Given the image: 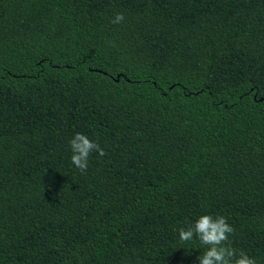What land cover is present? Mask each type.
Masks as SVG:
<instances>
[{
    "label": "trees",
    "instance_id": "obj_1",
    "mask_svg": "<svg viewBox=\"0 0 264 264\" xmlns=\"http://www.w3.org/2000/svg\"><path fill=\"white\" fill-rule=\"evenodd\" d=\"M204 214L264 264V0H0V264H199Z\"/></svg>",
    "mask_w": 264,
    "mask_h": 264
},
{
    "label": "clouds",
    "instance_id": "obj_2",
    "mask_svg": "<svg viewBox=\"0 0 264 264\" xmlns=\"http://www.w3.org/2000/svg\"><path fill=\"white\" fill-rule=\"evenodd\" d=\"M124 19L123 13H117L110 23L121 24ZM69 146L72 152L71 163L81 174L86 173L92 152L101 156L106 154L97 142L81 133L74 134ZM178 232L182 243L192 241L195 237L200 245L205 247L204 253L198 257L199 264H256L255 258L249 257L243 250L232 247L229 237L234 235L235 229L228 224L224 216L201 215L186 228H180Z\"/></svg>",
    "mask_w": 264,
    "mask_h": 264
}]
</instances>
